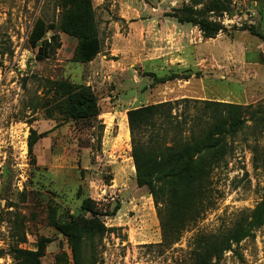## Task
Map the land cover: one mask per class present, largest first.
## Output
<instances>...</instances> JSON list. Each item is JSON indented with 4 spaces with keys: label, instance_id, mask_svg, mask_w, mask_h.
<instances>
[{
    "label": "rangeland",
    "instance_id": "1",
    "mask_svg": "<svg viewBox=\"0 0 264 264\" xmlns=\"http://www.w3.org/2000/svg\"><path fill=\"white\" fill-rule=\"evenodd\" d=\"M92 2L101 50L87 66L72 61L75 43L62 32L65 44L52 57L37 59L29 46L34 20L56 22L60 0H0V264H14L9 249L16 231L24 232L19 246L28 249L41 236L50 238L41 264H74L51 218L65 219L85 196L103 213L104 225L114 228L97 243L94 264H189L196 233L231 226L262 196L264 40L241 27L264 34V0H232V15L210 14L224 26L211 38L188 23L194 29L185 31L168 15L187 0ZM158 53H168L167 62L155 72L145 59ZM183 53V62H176ZM136 59L138 66H129ZM87 73L96 78L99 112L67 119L54 106L52 82L84 83ZM183 97L197 99L176 106L187 119L201 111L202 100H215L241 105L245 121L227 135L228 152L210 173L204 211L160 251L152 245L161 240L152 198L135 181L126 111ZM31 129L46 131L33 159L27 152ZM86 255L84 248L83 264ZM218 264H264V226L224 252Z\"/></svg>",
    "mask_w": 264,
    "mask_h": 264
},
{
    "label": "trees",
    "instance_id": "2",
    "mask_svg": "<svg viewBox=\"0 0 264 264\" xmlns=\"http://www.w3.org/2000/svg\"><path fill=\"white\" fill-rule=\"evenodd\" d=\"M56 22L38 17L28 34L29 46L36 58L52 57L65 41L60 32L75 39L71 59L88 63L100 52L101 41L95 23L92 0H60ZM232 0H187L168 14L178 23L197 26L204 37H214L224 26L210 14L232 15ZM251 34L264 40V34L253 26L243 25ZM52 30L49 36L46 33ZM155 74V73H154ZM156 77L158 76L155 74ZM163 80V79H161ZM54 106L67 119L80 120L96 116L98 102L93 87L86 83L53 81ZM197 99L187 97L143 104L126 111L130 137V154L137 186L146 187L159 220L161 240L152 245L160 251L171 248L187 225L193 223L205 208L210 173L226 157L227 135L233 134L245 121L242 106L232 102L202 100L201 111L185 116L176 111L180 102ZM192 118V121H190ZM197 119V120H196ZM46 131L30 130L27 152L33 159V147ZM117 209V208H116ZM115 209V210H116ZM103 213L93 199L85 196L79 208L65 219L51 218V224L66 238L74 264H83V250L88 249L85 264H94V251L104 234L114 230L106 227ZM264 226V186L261 199L251 210L240 211L229 227L214 232H198L191 240L189 264H218L223 253L235 251L239 243L253 236ZM9 253L14 264H41L49 237L41 236L35 249L20 247L23 233Z\"/></svg>",
    "mask_w": 264,
    "mask_h": 264
},
{
    "label": "crops",
    "instance_id": "3",
    "mask_svg": "<svg viewBox=\"0 0 264 264\" xmlns=\"http://www.w3.org/2000/svg\"><path fill=\"white\" fill-rule=\"evenodd\" d=\"M180 26H182L184 29H185V31H188V30H193L194 28H192L191 26H189L188 27V25H186V24H180ZM164 28H166V26H163V27H161V29H160V31H161V33L164 31ZM64 37L65 36H62L61 38L62 39H64ZM196 37H197V33H196ZM66 40L68 41V42H70V43H75V39L73 38V37H66ZM200 40V39H199ZM113 49V47H110V50H112ZM101 50V49H100ZM136 51H137V49H136ZM183 52H184V50H183ZM100 53V52H99ZM98 53V54H99ZM98 54L96 55V57L93 59V60H91V61H89L88 63H85L87 66L89 65V64H92L94 61H95V59L97 58V56H98ZM164 54H168V53H158L157 55L155 54L154 55V57H147L145 60H146V62H148L149 63V66H151L152 67V69L155 71V72H157V70L159 69V70H162V69H164V66H166L165 64H166V59L164 58ZM186 54L185 53H183V55L179 58V59H176V62H183V61H181L182 60V57L183 56H185ZM148 60H151V61H148ZM141 62V59H136V61H133V62H131V63H129V66H133L134 64L135 65H137V64H139ZM138 66V65H137ZM95 80H96V78L95 77H92V76H90V75H88V73H87V77H86V83L87 84H89V85H91L92 86V83L93 82H95ZM171 99V98H170ZM170 99H168V100H170ZM175 99V98H174ZM165 100V99H164ZM172 100V99H171Z\"/></svg>",
    "mask_w": 264,
    "mask_h": 264
}]
</instances>
